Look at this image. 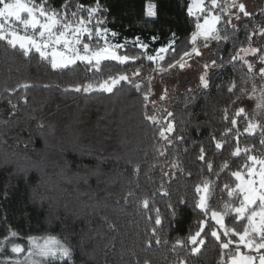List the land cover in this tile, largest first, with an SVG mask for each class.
I'll return each mask as SVG.
<instances>
[{
  "label": "trees",
  "instance_id": "trees-1",
  "mask_svg": "<svg viewBox=\"0 0 264 264\" xmlns=\"http://www.w3.org/2000/svg\"><path fill=\"white\" fill-rule=\"evenodd\" d=\"M76 2L87 7L95 0H72L73 11ZM154 2L158 5L156 20L144 16L147 0H100L108 11L97 19L106 20L102 27L118 33L117 37H110L112 43L130 42L120 54H140L143 50L131 43L139 36L149 44L148 54L155 55L154 50L166 44L175 32L178 37L176 52L165 54V61L160 62V66L167 68L168 63L179 60L184 51L190 50L189 37L195 21L187 16L188 0ZM63 3L64 0H49V6L55 9H60ZM251 6L253 9L247 11L252 15L244 17L241 13L240 20L234 15L238 8H232L229 14L222 13L225 20L231 18L238 31L233 32L230 25H219L228 28L222 35L226 34L230 39L210 42L198 59L203 65L213 59L217 64H223V67L209 69L208 89H202L191 77L177 79L181 73L179 67L156 73L151 69L157 65L144 59L127 65L104 63L102 78L107 77L109 69L112 74H131L143 64L140 76L133 77L142 82L143 91H148L146 78L149 76L153 77L152 92L156 82L163 90L167 88L168 96L155 105V114L158 117L166 114L160 109L173 112L177 126L174 135L185 139L174 148L170 146L167 156L161 159L156 157L154 148L163 141L158 138V127L144 119L142 92H136L127 84L115 94L89 96L64 92L62 89L70 84L94 78L85 71L84 65L80 64L75 71H54L47 63L40 62L38 54L25 58L5 41H0V237L9 225L24 237L58 235L67 239L74 249L70 264H136L137 260L143 264L145 259L151 264H175L184 257L185 249L178 248L174 253L172 244L178 237H186L198 230L196 222L203 219L192 207L193 185L202 175L218 181L220 186L234 179L227 172L221 173L218 179L206 168L201 173L200 146L205 147L207 158L213 161L214 171L225 160L231 171L244 163L243 154L230 156L237 146L235 130L225 138L230 141L225 149L216 150L211 136L215 135L219 140L221 133L231 127L230 121L223 120L224 108L228 107L231 115L238 107H252L240 92L244 86L240 63H227L239 48L248 46L246 37L250 33L264 27V0H254ZM82 15L86 16V13ZM154 35L160 36L155 43L149 39ZM251 43L255 47H264V35H254ZM202 45L203 42L200 48ZM232 80L236 81L237 88L230 94L228 86ZM25 81L37 87L28 89V103L20 102L18 111L10 115L8 100L17 103L24 93L4 90ZM44 84L60 85V88L46 89L41 87ZM237 96L240 100L232 104ZM152 98L153 94L149 101H153ZM148 109L149 115L154 114L150 102ZM38 120L45 122L43 129L37 128ZM244 126L241 117L236 127L243 133ZM259 139L258 135L242 134L239 146H254L258 151H264ZM177 155L186 171L177 173L166 185L169 197L159 194L155 197V207L160 209L162 219V226H156L154 212L138 209L134 200L125 202L123 196L129 190H134L137 198L151 196L161 182V168L169 170L165 160L171 163ZM129 159L141 165L138 179L133 177L131 167L126 163ZM5 190L9 193L7 197L3 195ZM181 196L186 197L188 204L178 206L173 218L167 204L176 205ZM149 215L151 221L146 218ZM104 217L116 225L115 229L108 227ZM225 223L233 226L231 217L226 218ZM153 227H157L160 245H156L151 236ZM148 239H153L151 247L145 243ZM164 240L168 243L164 244ZM17 242L24 243L23 240ZM220 251L218 243L209 237L198 256L186 258L189 264H217Z\"/></svg>",
  "mask_w": 264,
  "mask_h": 264
},
{
  "label": "snow or ice",
  "instance_id": "snow-or-ice-1",
  "mask_svg": "<svg viewBox=\"0 0 264 264\" xmlns=\"http://www.w3.org/2000/svg\"><path fill=\"white\" fill-rule=\"evenodd\" d=\"M74 7L75 10H71L72 0H64L60 9L50 7L49 0H39V2L37 0H0V41H5L12 50L19 51L25 58L38 54L40 62L47 63L54 71H75L80 64L84 65L85 71L91 73L94 78L86 79L83 83L70 84L62 89L64 92L84 93L89 96L102 93L115 94V91H119L124 84L130 85L136 92H142V98L145 101L144 119L158 127V138L163 141L159 147L154 148L158 159L167 156L170 146L174 148L176 144L184 142V136L174 135L177 131L174 113L160 109L159 111L166 114L161 117L155 114L156 102L149 101V97L153 94L151 88L153 77L146 78L148 91H143L142 82L133 79L140 76L143 64L131 74L126 72L112 74V70L109 69L107 77L102 78L104 63L116 62L118 65H127L129 62L144 59L157 65L151 69L152 72L166 73L176 67L183 69L188 66L185 58L202 56L201 42L203 47H207L212 41L222 42L230 39L228 35H222V32L226 33L228 28H221L219 25H230L233 32L238 31L237 26L232 24L231 18L225 20L222 13L229 14L232 8H238V12L234 14L237 20L241 19V13L244 17L252 15L246 10V5L243 2L237 4V0H232L231 4H222L221 0H188L186 13L195 21L189 37L190 50L184 51L179 60L168 63L167 68H164L160 66V62L165 61V54L176 52L178 37L175 32L171 33L166 44L154 50L155 55L148 54L149 44L143 42L139 36L131 43L133 47L143 50L140 54H120V50L125 49L130 42L127 40L122 44L111 42V38L117 37L118 33L102 27L106 20L97 19L101 13L108 11L100 0H95L93 5L87 7L83 3L76 2ZM82 13H86V16ZM144 16L153 20L158 18V5L154 0H147ZM254 35H264V27H259L258 31L250 33L246 37L248 46L239 48L227 62L240 63V71L243 73L241 79L244 85L240 88V92L252 103V107H238L232 111L231 115L229 108H224L223 120L230 121L231 127L221 133L219 140L215 135L211 136V139L215 141V149L221 150L230 144V141L225 138L235 130L234 138L237 146L230 152V156L240 157L243 154L244 163L237 170L231 171L229 162L225 160L221 162L219 169L214 171L213 161L207 158L205 147L200 146L198 160L203 163L201 173L206 168L218 179L224 172L234 179L220 186L218 181L210 180L202 175L193 185L192 207L203 216V219L196 222L198 230L194 233L190 232L186 237H178L172 244L171 250L174 253L178 248L185 249V256L179 258L175 264H189L186 257L198 256L209 237L214 238L221 250L217 264H264V151H258L254 146H239L242 134L258 135L261 149H264V47L252 46L251 41ZM149 39L155 43L160 40V36L154 35ZM219 59L223 60V57ZM215 67H223V64H217V60L213 59L203 65L204 71L199 76V86L202 89L210 87L209 69ZM34 87L37 85L25 81L17 83L15 87L5 88L4 91L7 93H24L17 103H13L11 99L8 100L11 108L10 115L18 111L20 102L28 103L27 91ZM41 87L60 88V85L44 84ZM236 88V81H230L228 92L233 94ZM188 91L191 92L190 89ZM167 96L168 90L164 88L159 99L165 100ZM239 100L240 96H237L232 104ZM149 102L154 110L152 115L148 114ZM241 117L245 124L243 133L236 127ZM30 118L36 119V117ZM44 127L45 122L38 120L37 128ZM126 163L131 167L133 177L138 179L142 171L140 163H134L131 159ZM165 166L169 170L165 171L164 167L161 168V182L157 191L151 193V196L137 198L134 190L127 191L123 196L125 202L129 199L134 200L138 209L154 212L156 226H162V219L160 209L155 207V197L158 194L169 197L170 193L166 185L171 183L177 173L184 174L186 171L181 166L178 155L174 156L171 163L165 160ZM187 174L192 175L191 172ZM136 188H139V184ZM3 195L7 197L8 191L5 190ZM187 204L186 197L181 196L176 205L169 202L167 208L175 218L177 207H186ZM228 217H231L233 222L231 227L225 223ZM146 218L149 221L152 220L151 215ZM103 219L108 222L109 228L115 229L116 225L108 221L107 217ZM156 233L157 227H153L151 236L155 244L160 245L161 239ZM20 240L24 243L17 242ZM145 243L151 247L153 239H148ZM163 243L167 244L168 241L164 240ZM73 255L74 249L67 239L51 233L24 237L9 225L6 233L0 237V264H70L73 262ZM136 264L140 262L137 260ZM143 264H151V261L145 259Z\"/></svg>",
  "mask_w": 264,
  "mask_h": 264
},
{
  "label": "rangeland",
  "instance_id": "rangeland-1",
  "mask_svg": "<svg viewBox=\"0 0 264 264\" xmlns=\"http://www.w3.org/2000/svg\"><path fill=\"white\" fill-rule=\"evenodd\" d=\"M253 1L254 0H237V4L243 2L246 5V10L250 11L253 9L252 8L253 6H251ZM231 2L232 1H230V0H225V3H227V4H231ZM201 48H200V50H201L202 54L204 55V51L206 50V48L203 47V45ZM241 54H243V53H241ZM199 58H200V56H194V57L186 60V63L188 66H186L183 69L180 68L181 73H180V75H178L177 79L182 80L184 78L191 77L194 82H199V76L204 71L203 63H200L198 61ZM162 92H163L162 86L156 82V85H155L154 90H153V98H152L156 102V104L161 103L160 102L161 100L159 99V97L162 94Z\"/></svg>",
  "mask_w": 264,
  "mask_h": 264
}]
</instances>
